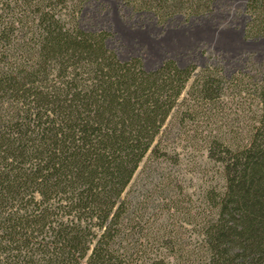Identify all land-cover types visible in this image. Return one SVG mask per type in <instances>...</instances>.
<instances>
[{
  "label": "trees",
  "instance_id": "trees-1",
  "mask_svg": "<svg viewBox=\"0 0 264 264\" xmlns=\"http://www.w3.org/2000/svg\"><path fill=\"white\" fill-rule=\"evenodd\" d=\"M215 1L121 0L158 24ZM88 2L0 0V264H171L165 235L146 260L127 188L147 156L167 155L173 114L216 118L232 88L255 111L238 140L208 133L224 185L201 229L203 264H264V78L121 62L108 33L79 26ZM244 15L245 39H263L264 0Z\"/></svg>",
  "mask_w": 264,
  "mask_h": 264
},
{
  "label": "rangeland",
  "instance_id": "rangeland-1",
  "mask_svg": "<svg viewBox=\"0 0 264 264\" xmlns=\"http://www.w3.org/2000/svg\"><path fill=\"white\" fill-rule=\"evenodd\" d=\"M245 3L216 0L206 16L158 24L151 14L133 12L121 0H89L79 26L108 33V49L121 62L140 59L146 71L170 60L197 70L218 67L227 79L247 84L264 78V38L245 39ZM236 92L228 91L216 118L173 114L162 136L167 155L147 156L129 184L126 197L140 227L135 231L142 232L134 239L144 242L146 260L165 245L158 238L165 235L175 253L173 259L165 256L166 262L203 264L201 229L212 216V198L224 185L221 164L209 157L208 133L221 130L224 138L238 140L255 111L253 97Z\"/></svg>",
  "mask_w": 264,
  "mask_h": 264
}]
</instances>
